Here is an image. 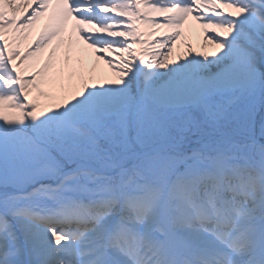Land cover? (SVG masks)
<instances>
[{"label": "snow or ice", "instance_id": "snow-or-ice-1", "mask_svg": "<svg viewBox=\"0 0 264 264\" xmlns=\"http://www.w3.org/2000/svg\"><path fill=\"white\" fill-rule=\"evenodd\" d=\"M0 264H264V0H0Z\"/></svg>", "mask_w": 264, "mask_h": 264}, {"label": "bare ground", "instance_id": "bare-ground-1", "mask_svg": "<svg viewBox=\"0 0 264 264\" xmlns=\"http://www.w3.org/2000/svg\"><path fill=\"white\" fill-rule=\"evenodd\" d=\"M192 26V30L191 31H185L184 34L181 37V41L180 43H178L175 52H182L183 48H182V44L187 42V43H191L193 45L197 44V38H196V32L198 30L197 26L195 24H193L191 21L189 22ZM44 24V21H41L37 26H36V30H39ZM33 35H35V30L33 31Z\"/></svg>", "mask_w": 264, "mask_h": 264}, {"label": "rangeland", "instance_id": "rangeland-1", "mask_svg": "<svg viewBox=\"0 0 264 264\" xmlns=\"http://www.w3.org/2000/svg\"><path fill=\"white\" fill-rule=\"evenodd\" d=\"M257 119H259V117H257Z\"/></svg>", "mask_w": 264, "mask_h": 264}]
</instances>
